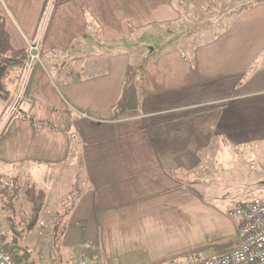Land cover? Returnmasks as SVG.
Returning a JSON list of instances; mask_svg holds the SVG:
<instances>
[{
  "label": "crops",
  "instance_id": "0c3cea01",
  "mask_svg": "<svg viewBox=\"0 0 264 264\" xmlns=\"http://www.w3.org/2000/svg\"><path fill=\"white\" fill-rule=\"evenodd\" d=\"M209 1L223 0H0L14 48L36 46L41 56L30 67L23 99L17 102L22 71L8 81L11 103L0 99V162L15 171L0 176L23 186L48 179L46 190L36 189L46 192L49 205L56 184L74 168L70 184L79 192L70 223L96 225L100 264H123L117 258L124 255L134 256L125 264H164L176 246L160 245L179 239L174 226L164 234L162 223L218 213L222 204L207 202L204 193L218 194L220 187L219 201L236 202L235 208L263 192L261 180L219 187L214 178L188 177L204 170L215 140L239 151L264 147V0L239 7L227 0L229 11L217 15L222 34L197 46L195 68L180 50L147 64L142 94L121 116L115 107L122 85L119 56L110 57L108 72L55 78L48 64H59L77 41L87 45L90 37L108 47L133 48L130 69L138 51L149 49L152 30L178 26L185 10L201 3L207 11ZM210 14L216 15L205 16ZM227 16L232 18L223 20ZM14 103L24 117L10 112ZM198 183L206 185L201 193L193 187Z\"/></svg>",
  "mask_w": 264,
  "mask_h": 264
},
{
  "label": "rangeland",
  "instance_id": "374dc122",
  "mask_svg": "<svg viewBox=\"0 0 264 264\" xmlns=\"http://www.w3.org/2000/svg\"><path fill=\"white\" fill-rule=\"evenodd\" d=\"M223 1H209V9L207 11L202 8L200 3V7L198 6L195 10L184 11L182 22L178 26L171 28L159 27L152 30L149 33L151 35V40L149 39V35L147 37L148 43L149 41H152L150 46H148L149 49L144 48L138 51L140 54L136 57V63H132L130 69H128L127 61L128 56L131 58L136 52L133 48H129L123 44L118 45L117 47H108L105 44H98V41L95 38L91 39L88 37L87 45L82 43L83 40L77 41L72 48L70 55L65 58H59V64H57L56 61L53 63L50 61V64H48V70L54 78L59 73L75 74L78 72L82 73L84 70H88V72H91V70L108 72V61L110 60V57L113 55L119 56V62L121 65L119 69L122 73L120 84L122 85H120L119 96L115 107L117 110V116H121L124 109L133 106V104L136 105L135 97L142 94L144 67L150 62L159 59L164 53L170 54L171 52H178L180 50L184 55V58L190 62L192 67H196L197 61L194 52L196 51L197 46L212 41L216 36L222 34L220 33L222 28L217 23V15L229 11V7L227 8L226 5L231 2L227 0ZM234 2L235 0H233V3ZM239 2L249 3L252 2V0H237L236 5L238 7ZM207 12L208 14L213 12L216 15L212 16L210 14L208 15L209 17H207L205 16ZM231 18L232 17L227 16L224 17L223 20H230ZM222 23L223 21L221 20L220 24ZM32 47L36 49L33 50V52H30L32 54L30 63L25 68V78L28 76L32 63L40 61L41 59L38 47ZM32 55L34 60L32 59ZM201 65L204 66V64ZM250 69H253L254 72V65H252ZM13 95L14 91H11L10 101L2 100L4 101L3 105H9ZM27 101L29 103L32 102L31 99H27ZM19 117H24V114L22 113ZM214 142L208 146L207 153H209L210 158L203 161L204 170H202L203 167H200L198 168V176L188 178H201L204 175L205 177H208L210 181L215 182L213 178L221 181L219 187H226L223 183L227 184V182L229 185L232 184L233 186L237 185L235 183H241L244 186L247 182L256 183L259 180L264 181L263 146L257 150L255 149V146H252L239 151L237 148H228L227 146H224L225 144H219L217 140ZM258 153H260L259 157H261L262 161H260ZM9 170V175L11 177L15 173L14 169L5 167V165L0 162V172L6 173ZM73 170L74 168H71L67 173L65 172L66 175H64L62 180L56 184L57 191L53 193L54 195L53 198H51L49 205L45 204L40 222L35 230L31 232H29L26 227L28 222L33 218V208L32 204L27 201L25 195L20 194V196L10 199L7 195L0 193V233L4 234L5 238L10 240L13 228L21 232L23 234L21 243L24 247L33 251L36 264H74L78 254L84 251H89L92 246L94 249L88 254H96L97 257L100 258L98 252L100 243L97 240L95 233L96 225L70 223L72 220L70 214L76 207L78 199L75 197L78 196L77 193L79 192L78 188H75V186L70 184ZM8 177L0 176V178H4L1 181L5 182L4 185L0 186V189L5 188L6 184L11 185V178ZM38 180L39 182L36 185H24V187L33 186L41 190H46L49 186L48 179L40 177ZM213 182L210 184L212 186L210 187L211 190H214L215 188L213 187L216 186ZM200 183H204V181ZM200 183L193 186L198 193H201L200 187H206V185ZM205 184L208 183L206 182ZM87 186L88 185L85 184L84 189L87 188ZM232 187L230 189H232ZM207 189L209 188H206V190ZM220 189L221 187L217 190L218 194L213 191L204 193L207 197V199H205L208 200L207 202L217 206L222 204L221 207H218V213L214 212V214H211L210 216L209 213L205 212L206 214H204L203 219L201 217L192 221V218L189 220L184 218L182 222H178L176 225L170 221L162 223L161 226L164 234H170L168 230L170 227L174 226L176 230L173 233H176L179 239L177 243L171 241L166 244L163 243L162 246L160 245L162 250H169L176 246L173 250L177 253L173 256L172 252L166 260V264L170 261H177L181 264L185 262L188 257H191L192 259L211 258L215 255L224 254L236 248L237 227L239 221L238 219L230 217L229 212L237 205L236 202L234 204L230 203L229 206L220 202L218 199L220 197L219 194H223ZM238 192L239 191L236 189L235 193ZM214 193L215 196L212 198ZM256 194V196L264 198V190L263 192L260 191ZM218 202L220 204H218ZM228 202L231 201L228 200ZM160 230L161 229H159V231ZM150 235L151 234L148 233L145 237ZM152 245L157 246L156 243ZM109 246L110 244L107 241L106 250ZM116 246L119 250L120 245L117 243ZM106 253L109 256L110 251H107ZM140 255L141 253L138 254L136 259H139ZM117 259L125 264L133 260L134 256L124 255Z\"/></svg>",
  "mask_w": 264,
  "mask_h": 264
},
{
  "label": "trees",
  "instance_id": "16d2710c",
  "mask_svg": "<svg viewBox=\"0 0 264 264\" xmlns=\"http://www.w3.org/2000/svg\"><path fill=\"white\" fill-rule=\"evenodd\" d=\"M30 49L28 50H18L14 48L11 42L10 35L6 30V21L2 14H0V99L4 101H10L11 99V89L8 81L12 79V75L16 72L22 71L21 76H18L19 89L17 91V102L22 98L24 94V81L25 78V68L30 63ZM21 90V93H20ZM20 110L17 107L15 114H18ZM19 116V115H18ZM11 185H7L5 188L0 189V193L7 195L10 199L24 194L27 201L32 204L33 208V218L27 224V230L29 232L34 231L38 223L40 222L42 213L45 208L47 194L44 191H39L34 187H24L22 183H19L16 179L11 178ZM5 182H0V186L4 185ZM1 239L5 242V247L8 252H10L13 257L20 264H36L33 251L24 247L21 243L23 234L17 231L15 228L12 229L11 239L5 238V235L0 233ZM55 264V263H53Z\"/></svg>",
  "mask_w": 264,
  "mask_h": 264
},
{
  "label": "built area",
  "instance_id": "2783aa9c",
  "mask_svg": "<svg viewBox=\"0 0 264 264\" xmlns=\"http://www.w3.org/2000/svg\"><path fill=\"white\" fill-rule=\"evenodd\" d=\"M35 49L30 46V52H33ZM32 59L34 60L33 55ZM16 111L17 104L14 103L10 112L15 113ZM21 114L22 112L19 111L18 115L21 116ZM229 216L239 221L236 248L224 254L215 255L206 259H192L188 257L181 264H264V198L259 196L253 197L245 204L231 210ZM93 249L94 247L92 246L89 251L78 254L74 264H100L96 254H88ZM0 264H20L7 251L5 242L1 238ZM167 264L180 263L170 261Z\"/></svg>",
  "mask_w": 264,
  "mask_h": 264
}]
</instances>
